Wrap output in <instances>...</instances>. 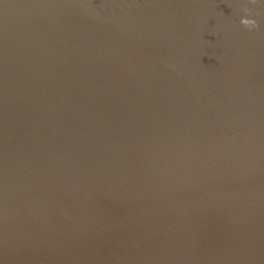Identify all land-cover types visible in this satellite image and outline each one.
<instances>
[{"label": "water", "instance_id": "95a60500", "mask_svg": "<svg viewBox=\"0 0 264 264\" xmlns=\"http://www.w3.org/2000/svg\"><path fill=\"white\" fill-rule=\"evenodd\" d=\"M0 264H264V0H0Z\"/></svg>", "mask_w": 264, "mask_h": 264}, {"label": "clouds", "instance_id": "9594fccd", "mask_svg": "<svg viewBox=\"0 0 264 264\" xmlns=\"http://www.w3.org/2000/svg\"><path fill=\"white\" fill-rule=\"evenodd\" d=\"M245 11H248V9H245ZM240 23L242 26H244L245 28H248L249 30L257 27L256 22L254 20L248 19V18H241Z\"/></svg>", "mask_w": 264, "mask_h": 264}]
</instances>
